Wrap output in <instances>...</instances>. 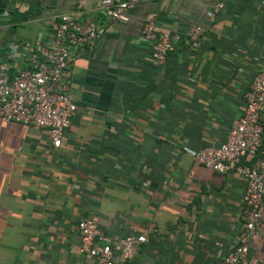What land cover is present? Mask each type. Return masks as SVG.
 Returning <instances> with one entry per match:
<instances>
[{
	"label": "crops",
	"instance_id": "1",
	"mask_svg": "<svg viewBox=\"0 0 264 264\" xmlns=\"http://www.w3.org/2000/svg\"><path fill=\"white\" fill-rule=\"evenodd\" d=\"M98 3L0 0V62L15 47L9 73L27 68L18 51L45 45L60 14L105 26ZM149 18L177 36L160 66L141 37ZM193 26L196 47L185 37ZM263 67L264 0H145L71 49L60 82L76 110L60 147L0 120V264H92L76 230L92 216L108 242L145 237L123 264H219L237 243L245 184L183 149L224 140ZM249 252L264 264V228Z\"/></svg>",
	"mask_w": 264,
	"mask_h": 264
},
{
	"label": "built area",
	"instance_id": "2",
	"mask_svg": "<svg viewBox=\"0 0 264 264\" xmlns=\"http://www.w3.org/2000/svg\"><path fill=\"white\" fill-rule=\"evenodd\" d=\"M145 0H99L98 8L106 25L127 20L128 12ZM213 7V12L221 9ZM106 25L92 22L81 25L71 13L55 19L52 34L45 43H24L18 55L27 68L9 73L7 60L17 49L12 47L0 62V120L42 129L53 148L60 147L63 132L69 127L76 110L61 76L67 69L71 49L91 44L104 36ZM202 28L193 26L185 34L190 47H196ZM141 37L150 42V57L160 66L173 51L177 36L168 29L158 30L152 18L141 27ZM36 46V49H34ZM264 67L253 77L243 95L238 117L232 120L224 140L217 147H206L188 153L195 165L219 174L241 178L245 184L240 209V231L237 243L219 264H259L249 252L251 242L264 228ZM78 251L92 264H120L134 257L135 248L145 242L143 235H125L112 241L99 231L96 216L84 218L76 225Z\"/></svg>",
	"mask_w": 264,
	"mask_h": 264
},
{
	"label": "trees",
	"instance_id": "3",
	"mask_svg": "<svg viewBox=\"0 0 264 264\" xmlns=\"http://www.w3.org/2000/svg\"><path fill=\"white\" fill-rule=\"evenodd\" d=\"M263 132H264V126H263Z\"/></svg>",
	"mask_w": 264,
	"mask_h": 264
}]
</instances>
